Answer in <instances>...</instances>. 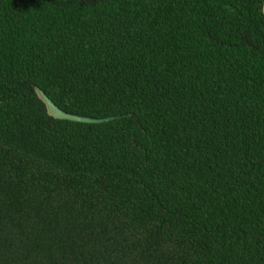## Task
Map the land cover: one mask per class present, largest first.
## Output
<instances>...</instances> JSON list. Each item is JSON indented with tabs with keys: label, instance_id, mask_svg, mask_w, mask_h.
<instances>
[{
	"label": "trees",
	"instance_id": "trees-1",
	"mask_svg": "<svg viewBox=\"0 0 264 264\" xmlns=\"http://www.w3.org/2000/svg\"><path fill=\"white\" fill-rule=\"evenodd\" d=\"M262 3L0 0V264H264Z\"/></svg>",
	"mask_w": 264,
	"mask_h": 264
},
{
	"label": "water",
	"instance_id": "water-1",
	"mask_svg": "<svg viewBox=\"0 0 264 264\" xmlns=\"http://www.w3.org/2000/svg\"><path fill=\"white\" fill-rule=\"evenodd\" d=\"M262 12L264 15V0L262 3ZM34 89H35L37 96L44 103L47 113L54 118L67 119V120L78 121V122H102V121L114 119V117L94 119V118H89V117L67 113L61 110L59 107H57L40 88L34 87Z\"/></svg>",
	"mask_w": 264,
	"mask_h": 264
}]
</instances>
